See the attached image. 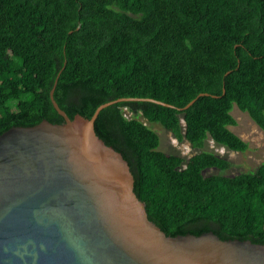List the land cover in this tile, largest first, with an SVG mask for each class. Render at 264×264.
<instances>
[{"label": "trees", "instance_id": "obj_1", "mask_svg": "<svg viewBox=\"0 0 264 264\" xmlns=\"http://www.w3.org/2000/svg\"><path fill=\"white\" fill-rule=\"evenodd\" d=\"M60 71L54 95L71 118L121 97L174 106L121 101L95 121L167 235L213 231L264 243V162L234 176L206 174L232 163L206 150L166 153L149 125L196 149L210 139L249 149L230 127L237 106L264 131V0H0V134L65 122L50 99Z\"/></svg>", "mask_w": 264, "mask_h": 264}, {"label": "water", "instance_id": "obj_2", "mask_svg": "<svg viewBox=\"0 0 264 264\" xmlns=\"http://www.w3.org/2000/svg\"><path fill=\"white\" fill-rule=\"evenodd\" d=\"M60 73L50 99L65 122L0 134V264H264V243L167 235L149 219L129 162L95 130L100 111L117 102L173 105L121 97L71 118L54 95Z\"/></svg>", "mask_w": 264, "mask_h": 264}, {"label": "rangeland", "instance_id": "obj_3", "mask_svg": "<svg viewBox=\"0 0 264 264\" xmlns=\"http://www.w3.org/2000/svg\"><path fill=\"white\" fill-rule=\"evenodd\" d=\"M237 124L231 126V130L238 134L243 140L249 143V149L245 152H237L219 146L214 140H208L204 148H193L188 141L180 142L174 135L165 129L160 123H148L160 136V150L166 153L179 154L186 158L203 150L214 152L228 159L232 166L227 170L216 168L208 169L206 174H224L229 176L241 172L257 169L264 162V131L251 118L247 112L241 111L237 106L232 110ZM130 116V113H128Z\"/></svg>", "mask_w": 264, "mask_h": 264}]
</instances>
